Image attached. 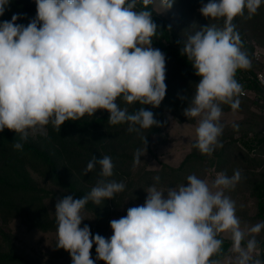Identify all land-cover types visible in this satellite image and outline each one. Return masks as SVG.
I'll return each instance as SVG.
<instances>
[{"label": "clouds", "instance_id": "1", "mask_svg": "<svg viewBox=\"0 0 264 264\" xmlns=\"http://www.w3.org/2000/svg\"><path fill=\"white\" fill-rule=\"evenodd\" d=\"M11 0H0V16ZM175 0H159L168 10ZM36 15L27 25L17 23L26 14L14 13L0 21V132L14 131L12 142L22 151L30 134H43L47 126L59 132L66 121H79L97 110L109 113L110 125L127 124L128 132L140 134L159 126L154 113L144 107L130 112L125 105L160 106L167 85L166 57L152 47L158 26L149 6L157 0H35ZM264 0H208L198 9L209 19H223L222 28L206 26L177 41L180 54L199 77L183 115L199 118L193 147L211 156L222 146L221 105L232 110L241 85L238 69L250 65L242 51L236 25L238 16L252 19ZM245 13H247L245 15ZM16 135V136H17ZM144 146L134 153L140 163ZM99 165L95 186L79 199L57 197L55 203L56 248L69 253L72 264H221L213 257L223 253L221 233H230L233 264H264L255 256L256 235L264 221L242 229L236 205L225 190L234 189L241 171L229 176L219 172L209 183L196 174L186 184L161 189L160 176L147 188L145 201L127 209L125 216L110 223L112 235H93L82 211L91 201L99 206L125 190L114 175L112 158L95 155L84 174ZM250 237L245 242V237ZM95 245L96 257L91 258Z\"/></svg>", "mask_w": 264, "mask_h": 264}, {"label": "trees", "instance_id": "2", "mask_svg": "<svg viewBox=\"0 0 264 264\" xmlns=\"http://www.w3.org/2000/svg\"><path fill=\"white\" fill-rule=\"evenodd\" d=\"M207 2L208 0H175L173 5L177 6L182 14H187ZM149 7L159 30L153 37L152 46L160 49L166 57L165 99L157 108L151 105H125L120 100L117 102L121 107H128L130 112L140 107L152 111L159 126L142 130L140 134L130 133L126 123L110 125L109 113L106 110H97L93 116L85 114L79 121H66L59 132L49 125L46 133L35 137L29 135L23 143L22 151L12 147V142L20 137L5 128L0 132V214L5 222L11 218H19L30 230L56 231V217L50 213L46 200L64 195H73L75 199H79L90 192L100 171L97 165L92 172L84 174V169L93 155L97 158L110 156L115 165L111 179L122 181L126 185L125 190L116 194L113 200H106L99 206L91 201L86 205L85 210L96 217L95 226L90 227L93 235L99 234L107 238L111 218L122 207L143 204L147 195L145 191L155 183L153 178L157 175L161 178L157 187L167 189L186 184V177L190 174H196L206 180L209 175L219 172L231 176L239 169L242 179L234 189L225 190V195L235 201V204H248L252 200L255 210L252 221H264V104L258 103L264 98V90L256 79L263 64L255 60L254 47L246 42L239 29L238 21L242 17H236L233 23L250 61L248 68L238 69L235 74V79L241 85L236 97L239 100L236 110L243 114V118L233 122L221 118L223 133L219 142L222 146L216 147L211 156L201 154L194 148V139L191 150L179 165L172 166L161 161L159 167L150 168L147 153L156 158L151 138L156 135L160 141L166 140L163 128L169 122V116L180 122H196V118L188 119L183 115L188 100H182L180 97H190L200 78L195 75L187 57L180 54L182 45L177 41L185 39L186 36L178 31L169 19L157 12L154 6ZM260 11H264V4L254 16H264V12ZM14 13L26 14L24 18L17 20V23L27 25L36 15L35 0H11L8 10L0 16V21L11 20ZM219 24L220 26L216 27L218 29L224 25L223 19H220ZM242 90L249 91V94L242 95ZM254 104H258L260 109L254 110ZM221 107L224 112L232 110L227 104H222ZM143 136H146L147 141L146 152L141 156L140 163L134 167V153L143 148ZM33 172L54 187L44 186ZM84 225L82 222L81 227ZM256 237L260 251L255 256L264 259V230ZM218 238L223 241V253L213 258L220 260L231 252V238L224 237L222 233ZM56 244L57 242L50 261L35 259L16 244L12 232L1 227L0 264H69L61 261L69 253L56 248ZM95 247L93 245L91 249L94 260ZM96 264L105 262L99 260ZM230 264H233V261Z\"/></svg>", "mask_w": 264, "mask_h": 264}, {"label": "rangeland", "instance_id": "3", "mask_svg": "<svg viewBox=\"0 0 264 264\" xmlns=\"http://www.w3.org/2000/svg\"><path fill=\"white\" fill-rule=\"evenodd\" d=\"M154 8L157 12L165 16L169 21L175 26V28L184 34L186 37L190 33H194L196 30L206 26H215L219 27L220 19H209L200 14L198 9L195 8L193 11L188 12L187 14H182L181 10L173 5L170 9L165 10L159 7V0L157 4L154 5ZM261 13L264 11H260ZM259 12V15L261 14ZM246 15V14H245ZM239 29L244 35V39L249 45L254 47L255 51L264 50V16H253L252 19H245L244 17L239 18L238 21ZM223 26H221L222 28ZM153 47V46H152ZM242 51L246 50L242 46ZM231 113H224L222 117H231ZM199 118H196L195 123L190 122H180L174 119L172 116H169V122L164 126V136L166 137L165 141H160L158 136L154 135L151 138V146L154 149V156L150 153H147L149 160V167L156 168L160 166V162L164 161L169 163L172 166H177L186 156V154L191 150V144L193 139L196 138V127L198 125ZM47 132L46 131L44 133ZM37 134H30V136H37ZM33 175L46 187H54L51 183H46L42 178L38 176L36 172H33ZM216 177V174L209 175L206 180L211 183V181ZM164 189V188H161ZM57 198H48L46 204L49 208L52 216H55V203ZM236 213H241L237 215L241 221L242 229H247L254 225L252 217L255 214L253 208V201L251 200L248 204H235ZM133 206L122 207L117 211L111 220L119 219L122 216H125L127 209ZM82 216L84 217L83 223L89 225V227H94L96 223V217L94 214L90 213L87 210L82 211ZM3 227L15 236L16 244L28 252L35 259L50 261L54 256L55 252V242H57V232H43L38 229H28L24 224L21 223L19 218H11L8 222H5L3 217L0 214V228ZM112 229L109 224V231L107 238H110L112 235ZM224 237H230V233H222ZM259 235V234H258ZM257 236V235H256ZM250 237H245L247 240ZM257 238V237H256ZM259 244L257 246L256 252L258 253ZM254 253V254H255ZM230 255H234L232 252ZM229 256H224L222 258L227 259ZM92 258V255H91ZM221 258V259H222ZM65 263L72 264L70 255H67L61 259Z\"/></svg>", "mask_w": 264, "mask_h": 264}, {"label": "crops", "instance_id": "4", "mask_svg": "<svg viewBox=\"0 0 264 264\" xmlns=\"http://www.w3.org/2000/svg\"><path fill=\"white\" fill-rule=\"evenodd\" d=\"M259 101H260V102H258L259 104L260 103L264 104V98H263V100L261 99ZM253 109L254 110H259L260 108H259L258 104H254L253 105ZM224 113H231L232 114V116H231L232 118L221 117V118H225L228 122L240 121L243 118V114L240 111H238V110H230V111H226ZM227 256H229L227 259H224V258L220 259L221 260V264H230V262L233 261L234 255L228 254Z\"/></svg>", "mask_w": 264, "mask_h": 264}, {"label": "built area", "instance_id": "5", "mask_svg": "<svg viewBox=\"0 0 264 264\" xmlns=\"http://www.w3.org/2000/svg\"><path fill=\"white\" fill-rule=\"evenodd\" d=\"M254 57L255 60L261 62L263 64V67L257 72V76L256 79L258 81V83L262 86L263 90H264V50H260V51H255L254 52ZM242 95H248L249 91L247 90H242L241 91ZM260 251V246L258 248V252ZM257 253H255L254 255H256Z\"/></svg>", "mask_w": 264, "mask_h": 264}]
</instances>
